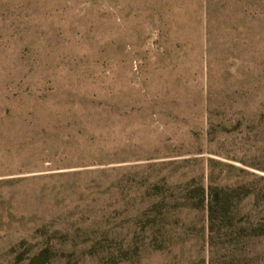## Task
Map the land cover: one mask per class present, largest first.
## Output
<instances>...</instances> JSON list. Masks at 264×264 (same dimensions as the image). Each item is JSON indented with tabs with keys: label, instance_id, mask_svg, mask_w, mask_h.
I'll return each instance as SVG.
<instances>
[{
	"label": "rangeland",
	"instance_id": "1",
	"mask_svg": "<svg viewBox=\"0 0 264 264\" xmlns=\"http://www.w3.org/2000/svg\"><path fill=\"white\" fill-rule=\"evenodd\" d=\"M0 264H264V0H0Z\"/></svg>",
	"mask_w": 264,
	"mask_h": 264
}]
</instances>
